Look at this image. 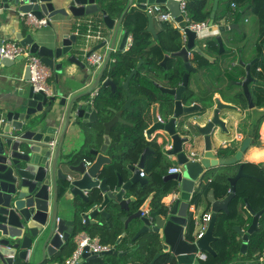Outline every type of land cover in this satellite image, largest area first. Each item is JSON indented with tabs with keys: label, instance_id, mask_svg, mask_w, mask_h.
Listing matches in <instances>:
<instances>
[{
	"label": "water",
	"instance_id": "water-1",
	"mask_svg": "<svg viewBox=\"0 0 264 264\" xmlns=\"http://www.w3.org/2000/svg\"><path fill=\"white\" fill-rule=\"evenodd\" d=\"M122 1L126 2L125 9L120 19L115 20L109 13L113 0H0L1 13L30 12L39 19L47 18L49 26L56 22L59 29L66 28L70 19L102 14L100 18L109 30L106 39L85 56L87 41L82 35H52L32 27H28L25 36L22 32L16 33V40L30 45L31 52L50 67L55 82L51 85V94L35 91L29 83L0 112V264H54L58 256L73 253L75 235L104 227L116 217L131 232L136 231L132 241L142 239L149 249H157L150 264L159 260V264H205L206 258L202 259L200 254L207 259L217 255L213 244L219 239L215 235L218 214L230 212L229 203L236 195L239 179L256 178L244 171L242 162L254 143L253 138L233 136V129L223 117L233 115L237 107L220 98H214V104L205 110L198 103L188 107L183 102L190 73L202 85L198 64L193 63L190 53L215 61L202 50L199 44L202 38L195 32L186 29L187 42L179 51L167 53L161 63L167 69L170 58L180 59L186 71L182 84L172 87L153 80L154 89L149 95H136L130 87L134 70L118 85L109 67L116 49H126L130 32L122 26L132 8L146 12L148 6L164 5L181 27L186 25L180 11L182 0ZM218 5L219 0H214L211 25ZM148 18V30L156 37L154 17L148 13ZM217 40L221 49L224 48L222 38L218 36ZM104 47L109 51L101 69L89 67L86 58ZM22 61L23 57L3 58L5 65ZM72 66L81 70L89 68L87 77L79 79L82 87L75 88L70 83ZM96 70L100 72L95 76ZM90 77L91 83L87 82ZM24 78L30 79L29 67ZM171 81L172 78H167L168 83ZM87 86L90 87L87 91L79 92ZM243 86L247 88L246 82ZM96 89L100 95L92 100L90 94ZM160 100L167 103L170 117L162 123L157 120L155 107ZM149 110L151 120L145 117ZM147 128L148 137L155 132L160 138L155 141L157 149L151 145L140 148L139 141L130 140L131 136H137L136 129ZM98 129L103 135L100 144L97 143ZM79 139L84 140L83 145L79 150L72 148ZM52 141L54 146L50 144ZM196 146L201 147V152L192 160L187 153ZM236 146L234 155L221 156L223 151ZM155 152L174 157L182 165V172L163 179L165 183L175 181V188L168 194L179 192L169 202L154 203V193L148 194V181L140 175ZM235 165H239L238 171L228 176L230 191L225 198H217L213 189L205 192L209 172ZM197 193L200 198L196 197ZM204 201L211 208L210 220L197 237L196 212ZM245 203L253 219L247 229L233 226L242 243L239 252L232 253L226 264H264V252L250 254L248 251L250 236L258 230L264 208L256 211L248 198ZM123 237L107 252H90L86 247L75 264H110L108 255L123 258L142 245L138 243L136 247L119 251L116 247Z\"/></svg>",
	"mask_w": 264,
	"mask_h": 264
},
{
	"label": "trees",
	"instance_id": "trees-1",
	"mask_svg": "<svg viewBox=\"0 0 264 264\" xmlns=\"http://www.w3.org/2000/svg\"><path fill=\"white\" fill-rule=\"evenodd\" d=\"M237 4L238 9L234 11L231 8V4L225 6L224 11L217 12L215 21L220 23L221 20L228 16L230 18V23L234 30L241 36L240 39L235 42L236 45H239L241 42L243 43L245 37L247 36L246 27L242 25V21L245 23V18L248 14H254L258 16V24L254 28V36L248 40V46L245 49V53L250 55L248 60L244 59L245 62H253V59H257L252 68V74L254 77L258 78V84L254 91V103L258 108H264V0H234ZM126 6V2L122 0H113L111 7L109 8V13L111 16H114L113 11H117L119 17L122 15ZM187 9L189 15L194 21H205L211 18L212 12V3L209 0H188L187 1ZM155 21V20H154ZM162 24V30L157 33L156 40H151L152 33L148 30L149 18L148 13L137 8H132L124 17L123 25L126 30L132 32L134 35V42L131 49L128 52L120 51L119 53H115L113 55V59L116 60L122 65L124 61L129 58V66L123 67L121 71L120 69L112 74H115L118 77L119 81L121 80V84L126 81V75L130 71L131 67H135L137 61L140 59L143 63V68L147 71L154 70L159 71L164 69L161 65L164 57L167 53L177 52L183 46V41L181 35L177 29H175L173 23L170 21L160 22ZM252 39V40H251ZM170 66H176L175 63H180V59H169ZM195 62L198 64V68L200 70L204 68V58L200 56L198 53L195 54ZM112 63V61H111ZM116 63L114 65H116ZM171 67V68H172ZM181 67V66H178ZM199 70V71H200ZM245 73V69L241 67L237 72L229 74L230 77L227 76V79L230 81L238 80L239 76ZM239 75V76H238ZM236 76L237 79H236ZM172 78L170 82V86L172 87L179 86V81L175 76H169ZM167 77V78H169ZM261 81V82H260ZM120 84V85H121ZM135 84V86H133ZM130 87L132 91L136 94H147L149 95L151 91L154 89L152 77L142 76L138 73L134 76ZM202 90L201 93L197 94L194 91L189 94H184V98L188 104H192L193 102H198L204 104L209 107L211 105V95L214 94L217 90ZM230 91H233L232 88H229ZM233 95V94H232ZM242 98L244 103L243 107L247 105L245 101L244 95L242 92L236 91V94L232 96ZM203 98L207 100H203ZM163 103H166L164 100H160ZM229 103V102H227ZM231 103V102H230ZM167 104V103H166ZM168 110V109H167ZM264 121V112L259 117L258 122L255 124L253 129V137L256 141L258 147H260L261 136H260V127L262 122ZM264 134V128H263ZM150 141H142L141 147L146 145H151ZM155 148H158L155 144ZM238 146L225 150L221 153V156L228 157L232 156L236 153ZM264 152V151H261ZM263 154V155H262ZM257 155L258 158L264 156V153ZM137 158V154L135 155ZM256 157V158H257ZM157 159H152L150 161L149 166L145 169V172L153 175L154 180L156 182H163V173L160 172L157 168ZM172 165V164H171ZM170 165V166H171ZM169 166V167H170ZM168 167V168H169ZM229 167V166H225ZM234 167V166H231ZM168 168L165 173H168ZM244 171L248 174L256 176L253 177H243L239 179L237 184V191L235 197L229 203L230 212H220L218 214V220L215 227V235L219 237V239L213 244L217 255L215 257L209 256L208 259L205 260V264H226L228 259L231 257L232 253L239 252L242 240L239 234L233 230L234 225H240L244 229H247L253 219V216L246 209L245 198H248L250 204L256 211H260L264 208V165L255 164V163H246L244 164ZM236 172L231 173L229 171L225 172H209L207 177L209 183H207L205 192L213 189L217 198H225L230 191V183L228 181V176L234 175ZM173 189H168L167 194L170 193ZM196 197H199V194H196ZM200 198V197H199ZM116 221H121L119 217H116L113 220H110L106 223L104 227L98 228L97 230H108L112 226L115 225ZM194 224V220H191V226ZM124 229V227H123ZM130 227L125 228L126 236L124 240L117 245V249L127 250L130 248V244H134L132 241V237L136 233V231H130ZM93 230H89L91 233ZM139 241V240H138ZM139 243V242H138ZM141 247L134 253L129 254L128 256H124L123 258H118L117 256L111 254L107 256L110 264H150L152 261L157 249H149L145 244L141 243ZM133 245V247H136ZM121 251V250H119ZM248 251L250 254L259 253L262 254L264 252V213L260 218V222L258 225V230L254 232L250 236L249 248ZM147 252V253H145ZM71 255V253H70ZM161 260L157 261L155 264H159Z\"/></svg>",
	"mask_w": 264,
	"mask_h": 264
},
{
	"label": "crops",
	"instance_id": "crops-1",
	"mask_svg": "<svg viewBox=\"0 0 264 264\" xmlns=\"http://www.w3.org/2000/svg\"><path fill=\"white\" fill-rule=\"evenodd\" d=\"M232 1H234V0H219V5H218L217 11L218 12L224 11L225 6L230 4ZM213 3H214V0L212 2V6H213ZM113 12H114V16H112V17L115 20H119L121 16L119 17L118 12L116 10ZM19 15H20V13L9 15L7 13H1L0 12V42L3 40H15L17 32H22L24 34V36L28 33V27L29 26L26 25L23 21H21L19 19ZM251 15H253V17H254V24H250V27L247 26V28H246L247 35H249V37L254 36V33H255L254 28L258 24L257 15H254L252 13H251ZM100 17H102V14L86 16V17L78 18V19H74V20L70 19L68 25H66V28H63V29H62V27H60V29H59L58 25H56V22L55 23L52 22V23H54L53 26L46 25V26L39 28V30L44 31L45 33H50L52 35H54V34L61 35L62 33L63 34L74 33L75 29H76V24L79 20H88V19H100L101 20ZM246 19H248V21H246ZM154 20H155L154 21L155 30H156V34H157L160 30H162L161 29L162 24L160 23V21H158L156 19V17H154ZM249 21H250V18H249V14H248L247 17L245 18V23L247 24V23H249ZM71 22H73L72 25L70 24ZM101 22H102V20H101ZM102 24H103V29L105 31V36L107 37L109 30L106 29L103 22H102ZM173 25L175 28H177L174 23H173ZM69 28H70V30H69ZM122 28L125 29L124 25L122 26ZM248 32H250V33H248ZM131 34L133 35L132 32H130V35ZM82 36L85 38V36L83 34H82ZM156 37L153 34L151 40L155 41ZM249 37L247 39H244L243 44H245L250 39ZM122 38L123 37L121 36L118 39L117 45L120 44ZM133 38H134V35H133ZM99 43L92 44V46H90L89 43L86 42V46H85L84 51H83V56H85L89 50L93 49L94 46H97ZM128 49H130V48H128V46L126 45V50H128ZM108 51H109L108 47H104L103 49L99 50V52H101L103 54L104 59L107 56ZM119 52L120 51H118L116 49L115 53H119ZM249 56L250 55H247V53H245V55L243 56V60L244 59L248 60ZM83 60H84V58H83ZM256 60L257 59H253V62H255ZM251 62L252 61L245 62L246 66L243 67L245 69V73L241 76L238 75L239 80H242V82H243L241 84L243 87L242 94L244 95L245 101L247 102V105L244 108H248V109L245 112H241L240 110H237V113H234L231 116L227 115L224 118H226L227 120L230 119L231 122H233V128L237 131L239 129V123L241 121L246 122L244 127L239 129V133L237 136L239 139H244L246 137V135H249L253 138L254 143L251 145L249 150L247 152H245V154L242 158L243 164L255 163V164L264 165V156H262L260 158L257 157V155L264 153V152H261V151H264V134H263L264 121L262 122L261 127H260V136H261V143L259 145L260 147L257 146L256 141L253 137V129L255 127V124L258 122L259 117L263 114L264 108H258L256 106V104L254 103V97L253 96H254V91H255L257 84H258V78L256 76L254 77V75L252 74V68L253 67L252 68L249 67ZM102 66H103V64H102ZM99 69H101V68L99 67ZM248 71H249V74H248ZM25 72H26L25 62L22 61V62H16L13 65H10V64L5 65L3 63V58H0V112H1L2 107L4 105L8 104L11 101L16 100L19 97V95L23 93L22 92L23 88H25L29 85V83H30L29 80H25V78H24ZM99 72H100V70H96L95 76L97 75V73L99 74ZM232 73L234 75V72H232ZM69 74H70V77L73 78L70 82L71 85H73L75 88H79L80 86L81 87L83 86V85L79 84V81H80L79 79H84L85 77H87V75L89 74V68H87L85 70H81L77 66H72L71 71H69ZM201 75L203 76L204 81L207 84H209V82L211 83V80L215 79L214 81L218 82L219 87L226 86L230 82L228 79H224V78L222 79V78L216 77L213 72L209 73V74L201 72ZM238 76H236V79ZM74 77L77 79L74 80ZM228 77H230V75ZM92 80H93V78L90 77L87 82L91 83ZM48 81L51 85H53V83L55 82V77H54L53 72H52V76L49 78ZM60 82H62V81H60ZM244 82H246V84L248 83L247 88L243 86ZM89 88L90 87L87 86L85 88H82L79 92H85ZM216 97H219L224 102H229V103L231 102L235 105H240L241 107L244 106L243 105L244 101L240 97L238 98V100L235 97H234V99L232 97V100H228L223 96V94L220 95L219 93L216 94ZM240 132H244V133L241 134ZM102 141H103L102 131H101V129H98L97 143L100 144ZM83 143H84V140L79 139L78 141L73 143L72 148H76L77 150H79V147H81V145H83ZM191 150L200 153L201 147L196 146V147H193ZM173 159H174V157H173ZM174 161H175V159H174ZM174 161H173V164L178 163L177 161H176V163H174ZM238 166L239 165H235L234 167L223 166V167H219L218 169H214L211 172L217 173V172L229 171L231 173H234V172L238 171ZM144 171H145V169H144ZM207 180H208V178L205 179V181H207ZM207 183H209V181H207ZM165 201L169 202L170 197L166 198ZM193 208H194V206H191V209H193ZM205 212H211V208L206 201H204L201 204V206H200L199 210L196 212V214L198 215V217H200ZM100 220H102L103 222H106L103 219H100ZM123 227H124V229H123ZM125 228H126L125 223L123 221H116L115 225L112 226L108 230H105V229L95 230V229H93V231L91 233L89 231H86V233L89 234L90 236L98 237L102 244L114 247L116 245L117 240L120 238V236L124 235V237L122 238V240L119 243H121L124 240V238L126 236ZM198 230H199V227H198ZM83 232H85V231H83ZM143 241L144 240L141 239L139 241H136L132 245L130 244V246L136 245V244H138V242L143 243ZM248 248H249V245H248ZM119 250L122 251L123 247ZM69 256H70V252L67 254H64V256H58V259H57V261H54V264L57 262H58V264H62ZM26 264H33V263L29 262Z\"/></svg>",
	"mask_w": 264,
	"mask_h": 264
},
{
	"label": "flooded vegetation",
	"instance_id": "flooded-vegetation-1",
	"mask_svg": "<svg viewBox=\"0 0 264 264\" xmlns=\"http://www.w3.org/2000/svg\"><path fill=\"white\" fill-rule=\"evenodd\" d=\"M221 28L228 29V30L221 32V30H220ZM175 29H177V28H175ZM226 34H228V35H226ZM218 36H220L222 38L223 43H224V48H222V49H221L220 44L217 40ZM240 37L241 36L237 33V31L233 29L230 22H224V23L218 24L216 21H214V23L209 27V29L207 31V35L205 36V39H206L205 42L203 43V41H202L199 44L202 47V50L206 54H208L209 56L214 58L215 61L210 62L207 58L203 57L206 64H204L205 69H202L201 71H199V69H198L200 75H201V72L207 73V74L213 72L215 74V76L218 78H227V76L229 74H231L232 72L235 73L241 67H245L246 64L244 63L243 56H244L245 49L248 46L247 45L248 43L243 44L241 42L239 45H236L235 42H237L240 39ZM248 37H249V35H247L245 37V39H247ZM249 38H252V37H249ZM131 47H130V49H131ZM130 49H128V50L125 49L124 52H128ZM195 54H196V52L190 53V57L192 58L193 63H195ZM129 61H130L129 58H127L122 65V60L120 61L121 62V64H120L118 61L116 63V60L113 59L112 63L110 64L109 69L113 73H116L120 69L119 66H121V71H122L123 67L125 68L126 66H129V64H128ZM115 63H116V65H114ZM169 63L170 62L168 60L167 61V69H165L162 66L164 68L162 70H159V71L149 70V71H147L143 68L142 60L139 59L135 65V67L133 66L130 68L131 72L127 73L126 79L134 70H136V73L134 76H136L138 73H140V75H142V76H149V77L153 76L152 80H154L155 82L162 84V85H169L170 86V83L167 82V77H169V76H175L174 78H177L179 83L182 84V81L184 79V75L186 73L185 68H184V64L182 62H180V63L174 62V64L176 66L172 67V66H170L171 63H170V65H169ZM219 63H222V64L226 63L227 67H225L222 70L218 69V71H216V70L214 71L215 67L217 68V65H219ZM253 64H254V62H251L249 67L252 68ZM139 65H140V67H138ZM178 66H181V67H178ZM224 70L226 72H224ZM222 75H223V77H222ZM115 79H116L118 85L120 86L122 81L121 80L119 81L118 77H116V76H115ZM132 80L130 81V84H131ZM201 80H202V85H200L195 80L194 75L190 73L188 86H187L188 89L185 91L184 94H186L188 91H189V93H192L194 91L197 94L201 93L202 90H210V92H211L212 91L211 89L216 90L217 87L222 89V87L218 86V82L214 81L215 79L211 80V83L209 82V84H207L204 81L203 76L201 75ZM242 83H243L242 80H239V79L233 80V81L230 80L229 84H227L226 86H223V89H222L223 93H225L226 88H227V90H229V88L233 89V92H232L233 95L232 96H234L236 94V91L242 92L243 91V87L241 85ZM247 85H248V83H247ZM133 86H135V84H133ZM171 86H173V85H171ZM98 93H99V90H98ZM189 93H187V94H189ZM217 93L222 95V93L219 92L218 90L216 92H214V94L210 96L212 105L214 104L213 99L219 98V97H216ZM184 94H183V102H184L185 106H188V107L192 106L195 102H193L192 104H188L184 98ZM99 95H98V97H99ZM203 100L205 101L207 99L203 98ZM196 103H198V102H196ZM198 104H200L204 110L207 108L205 103L204 104L198 103ZM231 104L233 106H236L237 110H240L241 112H245L248 109V108L241 107L240 105H235L233 103H231ZM155 107L157 108L156 115H157V120L159 123L165 122L166 120H168V118H170L169 112L167 111L166 103L159 101L155 104ZM237 110H233V112L237 113ZM145 117L149 120H151L153 118L150 110L147 112ZM159 118H161L162 121H160ZM137 123H139V121ZM245 123L246 122L241 121L239 123V129L244 127ZM152 125H153V123H152ZM231 125H232V127H231ZM228 126H229V128L233 129V131H232L233 136L237 137V135L239 133V129L237 131L233 128V122H231V120H228ZM147 130H149V128L141 129L139 131H138V129H136L135 131L138 132L137 136H134V137L131 136L130 140L132 141V143H135V141H139L140 143H142V141H145V142L147 141L146 138H149V139L153 140L151 143L152 148L157 149V148H155V141H158V139H160L159 136H157V134L155 132H152L151 136L148 137ZM240 133L243 134L244 132H240ZM246 136H249V135H246ZM149 151H151V150H149ZM152 159L158 160L157 168L160 172L163 173V176H162L163 178L170 175V174L165 173V172H166V169L173 163V161H174L173 157L170 158L168 156H165L163 154V152H155V154L149 158V160L147 162V166H149L150 161ZM144 178H146L148 181V186H147V189L149 190L148 194L154 193V196L152 198V201L154 203L165 202L166 198H168L166 196L167 195L166 192L168 191V189H174L176 186L175 181H171L168 183H165L164 181L161 183L156 182L154 180L153 175H150L146 172H145ZM206 259H207V257H206Z\"/></svg>",
	"mask_w": 264,
	"mask_h": 264
},
{
	"label": "built area",
	"instance_id": "built-area-1",
	"mask_svg": "<svg viewBox=\"0 0 264 264\" xmlns=\"http://www.w3.org/2000/svg\"><path fill=\"white\" fill-rule=\"evenodd\" d=\"M187 1L188 0H182L180 3V11L186 21L185 27H181L179 25V23L176 21V18L172 16L169 9L164 5H160V4L151 5L148 6L146 10L147 13L152 14L160 22L170 21L174 23L179 30V33L181 35L184 44L187 42L186 29L195 32L198 38L203 39L207 35V31L211 26V19L201 22L194 21L191 19L187 9ZM230 4H231V8L234 11H237L238 9L237 4L234 1H232ZM1 8L2 5L0 3V10ZM19 19L32 28H41L43 26L48 25L49 22L47 18L39 19L30 12L29 13L21 12L19 15ZM223 20H221L220 23H223L224 22ZM246 21H248V19H246ZM74 33L76 35L83 34L85 36L87 43H89L90 46H92V44L99 43L104 39H106L105 31L103 29V24L100 19L79 20L76 24V29ZM133 42H134L133 35L129 34L127 40L128 48H130L133 45ZM19 57H23L26 67L30 68L29 82L34 87L35 91H44L46 94H51L52 92L51 84L49 83L48 80L52 76V70L48 65H46L42 61V58L39 55L31 52L30 45H22L16 39L3 40L0 42V58L17 60ZM86 61L89 67L99 68L103 64L104 56L101 52H99V50H95L86 58ZM97 95H98V89L93 91L90 94V97L93 100ZM159 120L162 121L161 118H159ZM146 139L147 141L152 140L149 138ZM50 144L54 146L55 141H52ZM187 156L192 160L198 158L197 152L192 150H190L187 153ZM180 172H182V165H180L179 163L173 164L168 168V174H177ZM140 175L141 177H144L145 171L142 170ZM177 196H179V192L168 194V197H177ZM209 220H210V212H205L200 217H198L197 221L199 225V230L197 232V237H200L202 235L203 231L206 229L208 225ZM74 242H75V250L62 264H75L78 258L80 257V255L84 252L86 247H89L88 251L95 253H103L110 251L112 249L111 246L102 244L98 237L90 236L86 232H81L75 235ZM200 255L202 259L206 258V255L204 254H200Z\"/></svg>",
	"mask_w": 264,
	"mask_h": 264
},
{
	"label": "rangeland",
	"instance_id": "rangeland-1",
	"mask_svg": "<svg viewBox=\"0 0 264 264\" xmlns=\"http://www.w3.org/2000/svg\"><path fill=\"white\" fill-rule=\"evenodd\" d=\"M209 2L210 3H212L213 2V0H209ZM249 18H250V21H249V23H244L243 21H242V25H244L246 28H247V26H249L250 27V24H254V17H253V15H251V14H249ZM223 19H225V20H223ZM222 20L224 21V22H230V18H228V16H226V17H224ZM248 33H250V32H248ZM225 35V34H224ZM226 35H228V34H226ZM205 38L204 39H202L201 40V42L203 41V43L205 42ZM227 40V39H226ZM244 43V42H243ZM246 43H248V41L246 42ZM245 43V44H246ZM225 67H227V65H226V63H219V65H217V68L215 67V69H214V71L216 70V71H218V69H220V70H222V69H224ZM198 68V67H197ZM199 69V68H198ZM200 70V69H199ZM201 71V70H200ZM224 72H226L225 70H224ZM225 74V73H224ZM222 77H223V75H222ZM223 79V78H222ZM224 79H227V78H224ZM222 89H223V86H222ZM222 89H220V88H218L217 87V89L216 90H218L219 92H221L222 94H223V96L226 98V99H228V100H232V92L233 91H230V90H227V88L225 89V93H223V90ZM223 117H225V115H223ZM231 127H232V125H231ZM175 159V161H174V163H176V161H177V159L176 158H174ZM173 164V163H172ZM207 177V176H206ZM206 179V178H205Z\"/></svg>",
	"mask_w": 264,
	"mask_h": 264
},
{
	"label": "clouds",
	"instance_id": "clouds-1",
	"mask_svg": "<svg viewBox=\"0 0 264 264\" xmlns=\"http://www.w3.org/2000/svg\"><path fill=\"white\" fill-rule=\"evenodd\" d=\"M218 12V11H217ZM154 17V16H153Z\"/></svg>",
	"mask_w": 264,
	"mask_h": 264
}]
</instances>
